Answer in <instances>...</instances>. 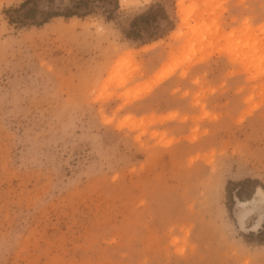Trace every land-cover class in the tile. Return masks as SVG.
Here are the masks:
<instances>
[{
  "label": "rangeland",
  "instance_id": "rangeland-1",
  "mask_svg": "<svg viewBox=\"0 0 264 264\" xmlns=\"http://www.w3.org/2000/svg\"><path fill=\"white\" fill-rule=\"evenodd\" d=\"M25 1L0 0V264H264V216L236 219L264 206V0L9 25ZM158 6L173 30L127 38Z\"/></svg>",
  "mask_w": 264,
  "mask_h": 264
},
{
  "label": "trees",
  "instance_id": "trees-1",
  "mask_svg": "<svg viewBox=\"0 0 264 264\" xmlns=\"http://www.w3.org/2000/svg\"><path fill=\"white\" fill-rule=\"evenodd\" d=\"M42 1L47 2V6L44 9L41 8ZM56 2H64V5L56 7ZM155 8L152 7L148 12L136 17L132 21L130 32L126 34L127 38L140 40L143 44L144 40L151 41L154 38L158 39L159 37L154 34H147L143 38L138 29L156 22L159 18L167 20L171 30H173L174 24L169 20V16L165 10L161 6ZM98 9L103 10L107 21H112L120 10V2L119 0H26L19 8L6 10L5 15L7 16L9 25L17 28L27 26L42 27L56 18H85L96 14V10ZM253 183L252 180H247L244 183L234 185L244 186L245 184Z\"/></svg>",
  "mask_w": 264,
  "mask_h": 264
},
{
  "label": "bare ground",
  "instance_id": "bare-ground-1",
  "mask_svg": "<svg viewBox=\"0 0 264 264\" xmlns=\"http://www.w3.org/2000/svg\"><path fill=\"white\" fill-rule=\"evenodd\" d=\"M167 77L168 76H165V78ZM258 194H260L259 196H261L260 190L258 191ZM247 204L249 205V202ZM263 216H264V206H260V208L255 209L254 211H252V213L250 212L247 214H240V215L238 214L236 219L242 231L255 232L257 229H259L262 223Z\"/></svg>",
  "mask_w": 264,
  "mask_h": 264
}]
</instances>
